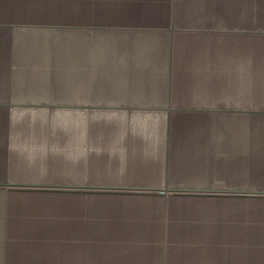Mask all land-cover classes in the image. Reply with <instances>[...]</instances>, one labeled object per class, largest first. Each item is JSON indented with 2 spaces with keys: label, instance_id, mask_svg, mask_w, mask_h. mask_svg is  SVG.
Instances as JSON below:
<instances>
[{
  "label": "crops",
  "instance_id": "obj_1",
  "mask_svg": "<svg viewBox=\"0 0 264 264\" xmlns=\"http://www.w3.org/2000/svg\"><path fill=\"white\" fill-rule=\"evenodd\" d=\"M263 193L264 0H0V264H264Z\"/></svg>",
  "mask_w": 264,
  "mask_h": 264
},
{
  "label": "rangeland",
  "instance_id": "obj_2",
  "mask_svg": "<svg viewBox=\"0 0 264 264\" xmlns=\"http://www.w3.org/2000/svg\"><path fill=\"white\" fill-rule=\"evenodd\" d=\"M215 183L221 185V184H223V179H216ZM30 187H32V188L35 187L36 188L37 186H30ZM43 187H47V186H39L37 188H43ZM215 188H216V189H214L215 193L212 192V193H208V194H205L206 192H203V191H196V190H192V189H185V190L183 189V190H180V192L178 191V192H174V193H178L179 195L188 196V197L189 196H191V197H193V196H210L212 194L218 196V195H222L223 194L222 193L223 187H215ZM216 193H218V194H216ZM261 193H254V194L258 195V194H261ZM263 195H264V193H263Z\"/></svg>",
  "mask_w": 264,
  "mask_h": 264
}]
</instances>
